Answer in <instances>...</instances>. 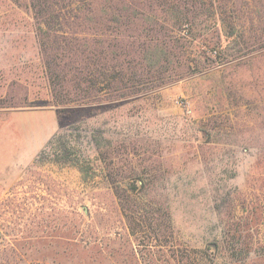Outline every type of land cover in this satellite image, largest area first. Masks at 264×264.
<instances>
[{"label":"rangeland","instance_id":"rangeland-1","mask_svg":"<svg viewBox=\"0 0 264 264\" xmlns=\"http://www.w3.org/2000/svg\"><path fill=\"white\" fill-rule=\"evenodd\" d=\"M192 3V26L152 0L129 17L96 8L88 17L127 61V88L56 106L29 0H0V264H167L172 250L264 264V29L245 20L251 1ZM237 14L242 27L219 25ZM141 66L174 73L131 86ZM32 108L48 127L18 123ZM77 125L78 157L62 160L56 137ZM143 183V210L160 221L168 206L173 234H131L115 189ZM220 221L241 257L215 250L229 242Z\"/></svg>","mask_w":264,"mask_h":264},{"label":"trees","instance_id":"trees-1","mask_svg":"<svg viewBox=\"0 0 264 264\" xmlns=\"http://www.w3.org/2000/svg\"><path fill=\"white\" fill-rule=\"evenodd\" d=\"M96 0H29L33 15L37 21V41L43 57L44 70L47 73L49 86L53 95V105L65 106L69 104L91 103L105 90L106 93L121 91L127 86L124 83L125 58L117 60L114 47L116 44L110 41H102L99 39V33L104 31L96 30V21L89 18V14H93L94 10L100 7L109 14H118L119 16L129 17L130 9L136 14L142 12L145 5H149L151 0H102L98 4H94ZM158 5L168 4L174 7L173 18L175 24L192 26L197 16L186 9L194 4L197 0H152ZM222 1V0H220ZM224 1V0H223ZM251 1L253 9L245 20L249 21L253 27L264 29V0H248ZM179 9V10H178ZM133 14V13H132ZM68 16V17H67ZM76 18L75 21L71 18ZM231 17V16H230ZM220 15L219 25L226 30L237 29L242 27L244 22L241 21L243 15H236L233 18ZM113 21V20H112ZM95 23V24H94ZM94 25V26H93ZM239 25V26H238ZM262 26V27H261ZM115 28V27H114ZM184 28V27H183ZM109 29V27H108ZM106 29V33L109 31ZM242 35V34H240ZM236 40L239 34H230ZM167 57L171 55L167 51ZM168 60V59H167ZM183 65L186 63L181 61ZM140 73L137 80L139 82L134 85L145 84L149 77L156 76L164 79L166 74L172 75L174 68L158 70L151 75L146 76L148 70L146 67H140ZM150 70V69H149ZM153 69H151L152 71ZM130 73V71L128 72ZM119 74L118 76H116ZM141 74V75H140ZM145 77V78H144ZM116 82H121L117 84ZM75 132L60 134L56 137L59 142L60 158L63 160L70 159L75 154L78 157L80 147L77 143L78 131L80 125L73 127ZM75 141V142H73ZM142 177V176H141ZM142 179H144L142 177ZM145 183V182H144ZM136 186L139 188L137 194L135 188L115 189V193L120 202L122 213L125 217L131 234L140 237V234L147 231L148 226L154 227L155 230L162 231L164 236L173 234L175 230L173 216L168 206L163 209L162 219L143 210V199L146 196L145 186ZM139 193V194H138ZM224 230L228 245L222 246L215 243V250L221 255L231 251L236 258L241 257L247 250L243 244H238L239 238L237 234L232 233V224L226 221H220ZM216 226L215 223L212 225ZM160 229V230H159ZM167 264H208L214 262V258L202 251L191 255L182 250L171 251L165 255Z\"/></svg>","mask_w":264,"mask_h":264},{"label":"crops","instance_id":"crops-1","mask_svg":"<svg viewBox=\"0 0 264 264\" xmlns=\"http://www.w3.org/2000/svg\"><path fill=\"white\" fill-rule=\"evenodd\" d=\"M40 112H44V111H40V110H37L36 108H32V109H26V110H21V109H18L17 110V116L18 117H22V118H18V123L20 124H23L24 125H27V126H30V125H40L41 127L43 125H45V127H48V124L47 122H44L43 120H38L36 119L37 118V115L40 113ZM23 115V116H22ZM32 116H35V117H32ZM53 118L50 119V122L49 123V126H50V132H52L53 130ZM47 134H51L49 132H47ZM46 134V136H47Z\"/></svg>","mask_w":264,"mask_h":264}]
</instances>
